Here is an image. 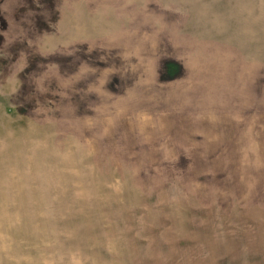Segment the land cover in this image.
<instances>
[{
  "label": "rangeland",
  "instance_id": "obj_1",
  "mask_svg": "<svg viewBox=\"0 0 264 264\" xmlns=\"http://www.w3.org/2000/svg\"><path fill=\"white\" fill-rule=\"evenodd\" d=\"M0 264H264V0H0Z\"/></svg>",
  "mask_w": 264,
  "mask_h": 264
}]
</instances>
